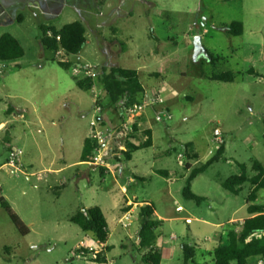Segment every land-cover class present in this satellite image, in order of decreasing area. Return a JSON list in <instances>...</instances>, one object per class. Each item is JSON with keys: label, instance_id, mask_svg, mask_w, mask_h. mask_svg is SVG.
I'll return each mask as SVG.
<instances>
[{"label": "rangeland", "instance_id": "1", "mask_svg": "<svg viewBox=\"0 0 264 264\" xmlns=\"http://www.w3.org/2000/svg\"><path fill=\"white\" fill-rule=\"evenodd\" d=\"M54 2L60 13L51 17L43 12L44 0H0V37L12 35L25 51L19 61L0 62V195L30 230L22 235L0 203V264H98L75 257L95 239L70 222L94 206L108 224L110 261L144 264L138 217L128 229L119 224L121 209L135 201L155 207L161 264H184V244L196 251L191 264H213L219 238L224 244L225 229L237 226L229 220L249 217L252 190L245 184L234 196L222 182L239 174L241 165L250 177L255 162L264 167V0ZM76 21L86 25L88 43L70 58L73 64L137 70L146 92L159 90L163 99L143 113L153 146L130 162L122 158V174L117 169L104 179L99 169L80 163L97 116L94 94L102 89L80 90L72 68H62L40 44L41 25L61 29ZM235 22L243 24L241 36L221 30ZM198 35L209 58L195 62ZM227 72L235 74L233 83L211 79ZM102 99L107 101L105 93ZM103 116L115 119L109 103ZM216 137L226 145L224 157L192 183L205 201H187L182 191L190 171L179 155L192 144L199 156L194 168L200 167L215 155ZM16 152L20 171L11 175L5 164ZM255 204L264 205V190Z\"/></svg>", "mask_w": 264, "mask_h": 264}, {"label": "trees", "instance_id": "2", "mask_svg": "<svg viewBox=\"0 0 264 264\" xmlns=\"http://www.w3.org/2000/svg\"><path fill=\"white\" fill-rule=\"evenodd\" d=\"M243 28L242 23L235 22L229 27H223L221 30L233 36H241ZM39 29L41 32L40 44L45 50L54 53V55L58 50L63 49L70 58L76 57L82 53L88 43L87 27L82 21L67 24L61 29L51 25H41ZM58 38L60 39L58 40ZM24 55L25 51L15 37L10 34H4L0 37V62H16L21 60ZM54 60L65 69H70L73 66L71 61L68 63L60 62L57 60L56 55ZM212 62H214L213 58ZM250 74H254V71L251 70ZM73 78L77 87L83 91H91L94 86H99L107 96V101H103V103H109L117 110V113L121 109L142 103L146 94V90L140 82L138 71L124 69L119 66L110 69L100 67V71L95 78L80 79L74 75ZM211 79L222 83H233L235 74L227 72L213 76ZM145 137H147L146 140ZM126 146L127 151L123 153V159L130 162L134 153L153 146L152 131L144 130L140 132L139 126L136 125L135 134L130 137ZM95 147L96 142L94 139L89 137L85 140L80 163L93 160ZM225 153L226 145L223 143L219 146L214 156L200 167L194 168L199 156L192 150V144L185 145L184 154H182L185 159L183 166L187 171H190L182 191L185 200L194 201L197 204L205 201V198L193 193L192 183L211 165L220 161ZM252 171L254 175L250 177L248 176L246 165H241L239 174L231 176L221 184L227 192L234 196H238L243 191L245 184H250L252 190L247 198L249 217L243 221L239 229L235 225H229L225 229V243L222 244V242L214 249L213 264H250L257 259H264V205L255 204L258 192L264 190V167L260 163L255 162ZM158 173L168 176L164 171H158ZM100 176L101 179L106 176L105 171L102 169L100 170ZM0 203L9 213L17 230L24 236L28 235L30 233L29 228L1 195ZM135 203L139 204L137 249L139 252L143 251L142 262L144 264H161L162 253L154 248L157 239L156 231L160 225L159 221L154 219L155 207L150 203L144 204L139 201H135ZM130 209L131 207L127 206L122 211L125 213ZM70 222L79 226L83 232L91 233L95 241H99L103 245L107 244L110 232L105 215L100 207L94 206L88 210L81 211L73 216ZM182 250L184 264L193 263L196 256L195 249L184 244ZM105 251L90 260L99 264H107L106 254L111 251V248L106 247Z\"/></svg>", "mask_w": 264, "mask_h": 264}, {"label": "built area", "instance_id": "3", "mask_svg": "<svg viewBox=\"0 0 264 264\" xmlns=\"http://www.w3.org/2000/svg\"><path fill=\"white\" fill-rule=\"evenodd\" d=\"M49 35H51L49 33ZM60 38H58L59 40ZM56 58L62 63L70 62V57L66 54L63 49L56 52ZM100 71V67L91 66L85 64H73L72 74L80 79L95 78ZM99 87V86H94ZM93 87V88H94ZM104 91L94 94L96 113L97 116L92 122V135L91 138L95 140L96 147L94 149L93 160L85 162L92 170H104L105 175L108 173L119 171V161L123 158V153L127 151L126 143L130 140V137L135 134V126L140 127V121L146 108L152 107L163 103V99L160 94H145L142 103L133 105L121 109L118 113L114 109L115 119H106L103 116L104 103L103 95ZM105 101V100H104ZM113 112V111H112ZM118 120V121H117ZM140 132H142L140 130ZM147 137H145V140ZM215 142L218 144V148L224 143L221 137H216ZM21 160L18 152L11 154L6 167L10 169V174L15 175L20 171ZM179 164L184 165V157L182 154L179 155ZM123 192L126 193L127 189L124 187ZM130 210L123 214V217L119 220V224L122 228L128 229L132 227L134 221H137L138 217V204L130 203ZM138 235V234H137ZM138 239V238H137ZM99 247L96 248L93 245L89 247H81L78 253L75 254L76 258H93L96 255L105 251V246L99 242L94 241ZM94 244V245H95ZM250 264H264V259H257Z\"/></svg>", "mask_w": 264, "mask_h": 264}, {"label": "crops", "instance_id": "4", "mask_svg": "<svg viewBox=\"0 0 264 264\" xmlns=\"http://www.w3.org/2000/svg\"><path fill=\"white\" fill-rule=\"evenodd\" d=\"M44 2H45V8L43 9V12L45 13V14H49L51 17H55V16H58L59 15V13H60V11L57 9V7L55 6V2H54V0H44ZM158 77H160V76H158ZM155 94L157 93V94H160L161 95V93H160V91L158 90V91H155L154 92ZM146 94H149V93H147L146 92ZM144 115L142 116V118H141V121H140V130L141 131H144V130H151V129H149V128H146V127H144ZM152 131V130H151ZM152 139H153V133H152ZM118 173L119 174H122V170H119L118 171ZM130 203H133V202H128L127 203V205H125L124 206V208L125 207H127V206H129V204ZM142 203H144V204H147V203H149V202H142ZM136 204H138V203H136ZM139 205V204H138ZM123 208V209H124ZM123 209H121V211L123 210ZM123 212V211H122ZM157 216V213H156V210H155V214H154V217H156ZM160 219V218H159ZM246 218H242V219H236V218H231L230 220H229V223L230 224H236L238 227H240L241 226V224L243 223V221L245 220ZM192 221V219L191 218H187V222H191ZM220 225H222V224H217L216 226L217 227H219ZM138 231H136V233H137ZM138 234V233H137ZM219 242L220 243H222V241H223V238H222V235H221V237L219 238ZM138 245V244H137ZM94 247H96V248H99L96 244L95 245H93ZM105 246V248L106 247H110L111 248V250L113 249V246H110L109 244H108V242H107V244H105L104 245ZM154 248L155 249H157V250H161V249H163V245H156V243L154 244ZM182 249H183V245H182ZM111 252V251H110ZM195 254H196V251H195ZM106 257H107V264H114L113 262H111L110 261V259L108 258V256H107V254H106ZM196 257V256H195ZM210 259H211V262L213 263V259H212V257H210ZM91 261V260H90ZM194 262H195V260H194ZM193 262V263H194ZM99 264V263H98ZM205 264H206V262H205Z\"/></svg>", "mask_w": 264, "mask_h": 264}, {"label": "water", "instance_id": "5", "mask_svg": "<svg viewBox=\"0 0 264 264\" xmlns=\"http://www.w3.org/2000/svg\"><path fill=\"white\" fill-rule=\"evenodd\" d=\"M201 57L209 58V54L202 43V37L200 35L194 38V61L198 62ZM211 60V58H210Z\"/></svg>", "mask_w": 264, "mask_h": 264}]
</instances>
